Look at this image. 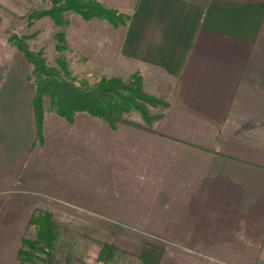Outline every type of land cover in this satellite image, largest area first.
I'll return each instance as SVG.
<instances>
[{
    "label": "crops",
    "instance_id": "0c3cea01",
    "mask_svg": "<svg viewBox=\"0 0 264 264\" xmlns=\"http://www.w3.org/2000/svg\"><path fill=\"white\" fill-rule=\"evenodd\" d=\"M97 1L129 20L71 13L68 50L164 104L113 127L46 107L38 142L33 94H0V264L39 208L138 230L158 264H264V0Z\"/></svg>",
    "mask_w": 264,
    "mask_h": 264
},
{
    "label": "trees",
    "instance_id": "16d2710c",
    "mask_svg": "<svg viewBox=\"0 0 264 264\" xmlns=\"http://www.w3.org/2000/svg\"><path fill=\"white\" fill-rule=\"evenodd\" d=\"M51 8L35 15H49L55 23L65 22L63 13L73 11L85 20L93 18L105 19L113 27L124 25L130 18L129 13L104 6L97 0H54ZM55 49L59 52L65 49V38L62 32L56 34ZM10 41L23 54L31 65L30 74L35 77L32 96V106L35 116L36 139L43 140V99L47 97L50 109L68 122H72L77 112H86L101 118L115 126L124 120V114L130 110L141 112L145 122L151 117L146 110V104H164L161 100L148 95L142 86V78L135 73L128 79L101 77L92 84L86 81L76 82L61 57L57 58V67L46 63L41 51L31 49L25 40L16 34L10 36ZM29 224L36 226L33 238L22 237L17 250V260L31 262L35 251L41 249L48 261L52 259V250L57 246L59 238L58 226L49 211L43 210L31 216ZM101 249L97 259L102 263L109 261L118 249L114 244L99 242ZM162 249L157 245H144L138 255L137 264H158Z\"/></svg>",
    "mask_w": 264,
    "mask_h": 264
},
{
    "label": "rangeland",
    "instance_id": "374dc122",
    "mask_svg": "<svg viewBox=\"0 0 264 264\" xmlns=\"http://www.w3.org/2000/svg\"><path fill=\"white\" fill-rule=\"evenodd\" d=\"M53 1L54 0H0V94H33L34 91L35 77L30 74L31 65L10 41V36L12 34L21 36L31 49L41 51L46 63L51 66L57 67L58 57L64 59L71 73V77H73L76 82L86 81L92 84L101 77H109L105 76L102 70L85 67L82 61L86 58H83L82 54L73 53L68 50L69 47H67L64 30L70 21V14L75 12H64L63 17L66 21L61 24L55 23L49 15H42L39 17L35 15L36 13L51 8L54 4ZM44 17L47 19H43ZM58 32H62L65 38L66 47L61 52L55 49V45L58 42L56 38ZM130 76L126 78L115 77L126 80ZM145 106L150 116V112L152 111L151 108L155 105L146 104ZM157 106H160V104H157ZM46 107L50 108L49 100L47 97H44L43 109ZM130 111H133L131 114H141L138 110L133 109ZM130 111L126 112L124 116ZM43 210L49 211L46 208H39L35 210L32 215L35 216ZM49 212L59 230L57 246L52 250V259L48 261L45 253H43L41 249H38L35 251V257L31 262L19 261L20 264H137L139 262L138 255L142 245L139 243L135 246L127 245L126 243L132 241L130 233L140 234V231L120 229L119 231L121 232H116L112 236L111 230L106 228L97 230L84 228L81 223L86 221L83 220L82 217L78 219V214ZM35 233L36 226L28 224L24 230L23 237L33 238ZM112 239L117 242L121 241L119 243L125 245L114 244L118 249L115 251L113 257L105 263L98 261L97 256L101 249V244L99 242L102 241L113 244ZM146 244L154 245L147 242Z\"/></svg>",
    "mask_w": 264,
    "mask_h": 264
}]
</instances>
